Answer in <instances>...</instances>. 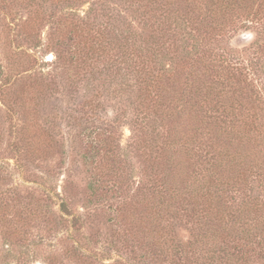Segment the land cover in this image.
<instances>
[{"label": "trees", "instance_id": "1", "mask_svg": "<svg viewBox=\"0 0 264 264\" xmlns=\"http://www.w3.org/2000/svg\"><path fill=\"white\" fill-rule=\"evenodd\" d=\"M120 1L147 32L139 39L126 32L118 45L125 81L136 92L137 116L124 148L111 129L102 139L85 129L87 189L100 201L115 196L107 207L120 227L115 236L136 260L264 264V103L248 102L258 97L253 89L264 92L261 78L256 87L252 83L256 52L249 57L201 50L192 63L176 55L161 66L164 53L175 47L176 22L209 40L250 28L264 31V0ZM93 6L99 3L89 4L85 19L72 15V65L87 66L115 38L108 37L110 24L91 31ZM126 152L137 158L136 179ZM176 226L186 230L185 240L177 238Z\"/></svg>", "mask_w": 264, "mask_h": 264}, {"label": "rangeland", "instance_id": "2", "mask_svg": "<svg viewBox=\"0 0 264 264\" xmlns=\"http://www.w3.org/2000/svg\"><path fill=\"white\" fill-rule=\"evenodd\" d=\"M93 2L99 6H93L91 31L110 24L108 37L115 38L87 66L72 65V15L85 19L83 12ZM141 24L120 0L44 5L40 0H0V222L9 225L0 227V264H156L122 249L114 232L120 227L107 208L115 196L100 201L91 195L81 159L86 128L99 139L111 129L117 143L123 148L127 143L138 101L131 81H125L118 45L129 31L137 39L146 37ZM175 32L176 49L164 53L161 66L176 55L192 63L201 50L249 57L256 52L253 87L257 78L264 81V31L250 28L209 40L178 21ZM253 91L258 97L247 91L248 102L264 103V92ZM126 154L136 179L137 158ZM175 232L186 239L182 226Z\"/></svg>", "mask_w": 264, "mask_h": 264}]
</instances>
